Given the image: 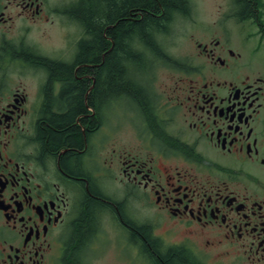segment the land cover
<instances>
[{
    "label": "flooded vegetation",
    "instance_id": "af4514ba",
    "mask_svg": "<svg viewBox=\"0 0 264 264\" xmlns=\"http://www.w3.org/2000/svg\"><path fill=\"white\" fill-rule=\"evenodd\" d=\"M79 1L0 0V264H165L169 249L193 264H264V72L243 47L249 29L232 36L229 23L208 24L187 35L183 57L145 47L140 61L176 72L168 85L134 62L124 73L135 91L92 107L89 85L93 124L75 117L82 149L66 169V148L47 150L40 129L75 107L79 90L67 84L94 82L78 74L79 43L90 39L72 13ZM57 16L53 33L77 39L41 52L28 41L32 27ZM93 189L100 203L88 211Z\"/></svg>",
    "mask_w": 264,
    "mask_h": 264
},
{
    "label": "trees",
    "instance_id": "16d2710c",
    "mask_svg": "<svg viewBox=\"0 0 264 264\" xmlns=\"http://www.w3.org/2000/svg\"><path fill=\"white\" fill-rule=\"evenodd\" d=\"M232 2L240 18L257 19L258 10L264 5L262 0ZM189 7V0H80L73 7V16L77 17L80 27L90 33V39L79 43L77 61L81 65L78 74L93 76L94 82H91L90 77H83L79 81L74 80L73 84H67L65 90H79L73 98L75 107L62 114H52L40 129L47 150L66 148L61 155L64 168L67 169L70 159L77 155L76 149H82V132L74 124L75 117L80 114L79 120L83 124H87V119L93 124L94 119L87 117L84 104L88 86L93 87L86 96L87 103L92 107L99 97L123 90L135 91L128 75L124 73L125 62L131 61L139 68L144 67L148 61H140L139 57L146 52L145 47H152L153 52L161 50L157 37L168 30L175 16L184 14ZM103 31L111 42L103 37ZM133 34H136V43H141V49L139 45L136 50L130 47ZM71 67L61 63L51 65L52 70L68 74H72ZM90 193V196L87 195L88 211L93 204L100 203L97 192L93 189ZM89 218L86 212L79 225L86 227ZM77 231L83 234L85 230L80 227ZM161 259L165 264H193L175 249H169Z\"/></svg>",
    "mask_w": 264,
    "mask_h": 264
},
{
    "label": "rangeland",
    "instance_id": "374dc122",
    "mask_svg": "<svg viewBox=\"0 0 264 264\" xmlns=\"http://www.w3.org/2000/svg\"><path fill=\"white\" fill-rule=\"evenodd\" d=\"M74 3L76 2H72L71 4ZM189 3L190 7L188 15L185 17H182L183 15L175 16L170 22L168 30L164 32L165 34L162 37L159 36V41L162 44L161 47L164 50L170 54L183 57L184 52L187 53L191 49V43L187 38L189 33L198 35L200 29L207 27L208 24L211 25L213 22H216L217 25H220L221 23L226 22L232 26L230 31L232 36H235L236 34L238 35V29L236 27L243 28L241 31L242 33L249 29L251 38L248 41V44L243 45V47L246 46L245 51L249 46L254 47V58L252 59V63L255 67L261 68L264 72V36H261V33L264 31L258 29L256 24L252 22L253 20H251V18H242L238 20L236 15L233 16L231 0H189ZM261 16L264 20V9ZM58 21H63L61 16H57V20L54 21L53 24L46 25L44 28L36 27L40 23L35 24L31 30V34L34 39L28 41L33 43L32 45L38 48L41 52H51L53 54H58L60 52H65L66 50H70L72 48L71 43H73L70 41V37L76 40L78 32L72 31L70 33L69 30H66L63 32V38L59 37V34L55 35L53 33V29H58L56 26L59 25ZM236 21H242V24L239 23L234 25V22ZM70 28L74 29V27ZM69 43L70 46L66 47V45ZM134 68L139 70V72L141 69H144L141 73L142 77L151 75L154 76L156 73V81L162 86L170 84L173 79V74L176 73L169 71L173 69L168 66H164L158 62V60L152 61V65L150 63H146L142 68L137 66ZM156 69L160 70L155 72L154 70ZM146 85L150 86V83H147Z\"/></svg>",
    "mask_w": 264,
    "mask_h": 264
},
{
    "label": "bare ground",
    "instance_id": "6f19581e",
    "mask_svg": "<svg viewBox=\"0 0 264 264\" xmlns=\"http://www.w3.org/2000/svg\"><path fill=\"white\" fill-rule=\"evenodd\" d=\"M129 62H131V61H126L125 63H129Z\"/></svg>",
    "mask_w": 264,
    "mask_h": 264
}]
</instances>
